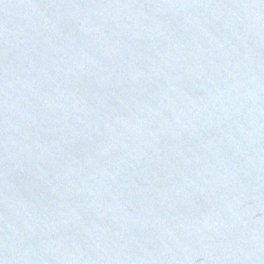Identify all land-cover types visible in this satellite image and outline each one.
I'll return each instance as SVG.
<instances>
[{"label": "water", "instance_id": "95a60500", "mask_svg": "<svg viewBox=\"0 0 264 264\" xmlns=\"http://www.w3.org/2000/svg\"><path fill=\"white\" fill-rule=\"evenodd\" d=\"M0 264H264V0H0Z\"/></svg>", "mask_w": 264, "mask_h": 264}]
</instances>
